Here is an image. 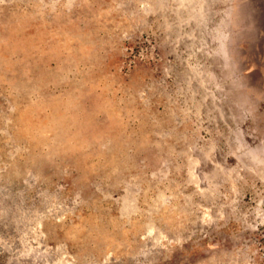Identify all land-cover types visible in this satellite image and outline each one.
<instances>
[{
	"label": "rangeland",
	"instance_id": "374dc122",
	"mask_svg": "<svg viewBox=\"0 0 264 264\" xmlns=\"http://www.w3.org/2000/svg\"><path fill=\"white\" fill-rule=\"evenodd\" d=\"M264 0H0V264H264Z\"/></svg>",
	"mask_w": 264,
	"mask_h": 264
},
{
	"label": "crops",
	"instance_id": "0c3cea01",
	"mask_svg": "<svg viewBox=\"0 0 264 264\" xmlns=\"http://www.w3.org/2000/svg\"><path fill=\"white\" fill-rule=\"evenodd\" d=\"M263 86H264V84H263Z\"/></svg>",
	"mask_w": 264,
	"mask_h": 264
}]
</instances>
